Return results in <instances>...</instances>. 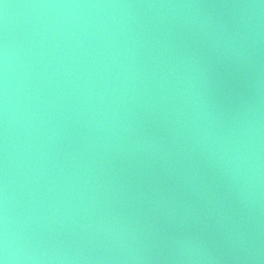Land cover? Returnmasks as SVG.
Instances as JSON below:
<instances>
[{"label":"water","instance_id":"95a60500","mask_svg":"<svg viewBox=\"0 0 264 264\" xmlns=\"http://www.w3.org/2000/svg\"><path fill=\"white\" fill-rule=\"evenodd\" d=\"M5 217L19 264H264L262 0H0Z\"/></svg>","mask_w":264,"mask_h":264},{"label":"clouds","instance_id":"9594fccd","mask_svg":"<svg viewBox=\"0 0 264 264\" xmlns=\"http://www.w3.org/2000/svg\"><path fill=\"white\" fill-rule=\"evenodd\" d=\"M264 3V0H262ZM180 255L188 259H203V254L200 245L192 242H180ZM31 260L30 254H24V250L19 248L10 238L7 218L5 217L3 230L0 231V264H19L21 260Z\"/></svg>","mask_w":264,"mask_h":264}]
</instances>
